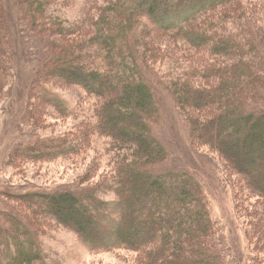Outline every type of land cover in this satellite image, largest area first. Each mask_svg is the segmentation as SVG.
<instances>
[{
  "label": "trees",
  "instance_id": "obj_1",
  "mask_svg": "<svg viewBox=\"0 0 264 264\" xmlns=\"http://www.w3.org/2000/svg\"><path fill=\"white\" fill-rule=\"evenodd\" d=\"M65 1L0 0V95L26 94L29 125L37 131L47 106L69 115L67 102L50 85H77L99 99L95 122L83 128V147L68 148L66 137L32 135L14 151L9 166L20 173L26 163L81 155L91 150L92 137H102L113 140L112 172L98 185L88 181L84 187L23 195L4 191L13 206L0 212V264H49V254L32 237L45 234L43 216L75 230L95 252L137 253L136 264L236 261L201 182L189 172L156 171L170 153L155 135L161 108L150 76L159 80L165 53L145 31L147 18L154 34L170 35L182 50L200 56L190 63L176 58L174 63L194 69L160 81L187 114L194 148L208 149L228 165L239 215L261 253L264 9L238 14L234 6L245 0H100L102 5L88 9L82 16L86 22L76 26L53 11ZM32 41L36 52L27 55L24 45ZM20 54L34 66L32 86L21 74Z\"/></svg>",
  "mask_w": 264,
  "mask_h": 264
},
{
  "label": "rangeland",
  "instance_id": "obj_2",
  "mask_svg": "<svg viewBox=\"0 0 264 264\" xmlns=\"http://www.w3.org/2000/svg\"><path fill=\"white\" fill-rule=\"evenodd\" d=\"M95 5L98 7L102 3L100 0H68L55 7L53 11L57 10V16L79 25L86 22V17L82 18V16ZM234 7L233 10L238 14H241L243 10L258 14L264 9V0H245ZM143 23L145 31L153 34L152 37L162 46L165 53L163 56L165 61L159 66V68L163 67L162 71H159V80L156 74L150 76L152 83L157 85L156 97L161 108V120L155 127V135L170 153L169 160L160 165L156 171L193 174L203 185L210 202L213 219L221 230L228 252L231 251L233 258L236 259L233 264H264L262 255L264 249L261 253H257L256 244L259 240L254 247L251 245L252 242L246 233V218L242 219L239 215L236 192L233 187L234 179L228 165L219 155L208 149L198 151L194 148L187 114L182 112L174 95L160 81L165 75L171 74L173 77H178L185 70L190 71L188 66L194 69V66H187L185 62L174 63L176 58L186 59L187 63L189 60L199 61L200 56L196 51L182 50L180 48L182 44L170 35L154 34L152 32L154 25L149 18L144 19ZM28 41L31 40L28 39ZM23 45L24 43L21 45L22 50L26 47L27 55L36 52L37 47L34 41L28 42L24 47ZM19 67L23 77L27 78L32 86L33 80H30V77L34 66H29L24 61L23 54L19 57ZM50 88L67 102L69 115L63 116L47 106L48 115L37 131L29 125L30 110L25 104L26 94L23 98L18 97V94L14 99H9L10 94L0 95V212L13 206L4 196V191L23 195L29 191H58L67 190L73 186L84 187L86 186L84 183L88 181L98 185L104 173L112 172L110 160H113L115 156L113 140L102 137H92L91 140L94 139V141L91 150L88 151L86 148L87 153L81 155L51 162L26 163L20 173L9 166L14 151L21 145H27L34 138L32 135L39 134L43 139L66 137L68 148L83 147L86 143L83 128L95 122L99 99L90 95L83 87L60 81L51 84ZM107 198L113 199L114 195H109ZM14 202V208L18 209V204ZM22 208L25 210V207ZM41 225L46 232L40 235L41 238L33 234V242L37 246L38 241L42 244L46 255L49 254V264H136L139 257L137 253L129 251L95 252L79 233L61 225L49 216L42 217Z\"/></svg>",
  "mask_w": 264,
  "mask_h": 264
}]
</instances>
